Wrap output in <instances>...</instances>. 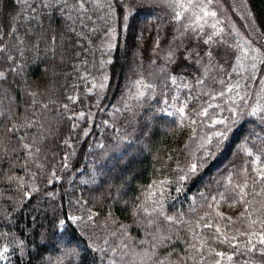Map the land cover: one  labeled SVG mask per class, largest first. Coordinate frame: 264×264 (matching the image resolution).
<instances>
[{
    "label": "trees",
    "instance_id": "trees-1",
    "mask_svg": "<svg viewBox=\"0 0 264 264\" xmlns=\"http://www.w3.org/2000/svg\"><path fill=\"white\" fill-rule=\"evenodd\" d=\"M123 1L99 0L102 5L99 8H93L89 3L88 12H72L74 20H65L57 13L49 17L48 10L25 11L26 5L18 0H0V32H8L12 27L18 29L13 36L4 37L14 63L0 60V71L7 77L0 81V112L4 113L0 115V234H9L7 237L0 235V245H9L7 259L0 260V264H140L142 251L152 238L146 233V221L143 213L137 211V205L151 209L152 200L161 201L167 215L188 221V224L168 225L161 220L165 234L173 237L166 249H158L161 259L166 251H173V260L185 257L186 264H194L187 256H195L198 260L196 249L204 241L205 264H211L214 259H220L221 264H264V256L259 252L261 246L247 252L249 237L239 235L240 231L261 229L259 224L248 228L250 218H264V193L255 195L260 192V186H256L254 192L249 179L246 199L252 201L248 206L251 217L245 212V205L232 206L231 199L221 200L218 195L220 192L227 194L231 187L229 175L233 176V183L242 180L238 175L242 168L248 169L250 177L255 175L251 171V160L244 155L243 149L246 139L249 146L259 144L254 136H249V132L260 131L259 117L249 116L247 112L257 101L255 93L261 87L259 80L264 79V71L257 73L255 81L247 79L249 73L239 66L231 77L224 76L228 83L239 82L240 94L248 93L245 97L248 105L235 91L215 101L201 97L190 105L187 114L191 119H197L195 112L208 102L219 104L225 109L222 116H229L227 108L234 106L230 96L244 113L215 157L210 158L200 172L180 181L179 177L184 174L181 169L186 172L193 154L200 156L202 153L196 151L197 141L190 139L193 126H189V121L178 127V113L170 117L166 112L157 111L163 107L164 99L171 104L173 96H179L183 102L189 95L188 89L173 85L170 80L165 86L159 78L160 66L164 64L161 57L166 55L175 34L172 28L158 25L154 30L162 36L153 38L150 27L153 23H141L143 17L139 14L124 24ZM28 3L39 4V0H28ZM248 6L259 17L261 23L258 26L264 29V0H248ZM68 14L66 11L64 15ZM142 14L157 15L156 10L151 9L142 10ZM32 15L38 18L33 20ZM28 28L33 29L30 37L26 36ZM110 29L115 31L109 34ZM166 33L171 34L170 37L164 36ZM53 34L56 37L54 45L51 42ZM141 34L142 41L139 40ZM35 44L39 48L34 47ZM20 49L24 50L23 55ZM181 50L177 52V64L185 71L180 73L177 65H169V68L174 70L173 75L182 74L191 83L198 73L193 71L194 64L183 60ZM153 60L155 65L151 63ZM234 62V58L229 60L228 57L220 60L228 72ZM13 67L16 72L10 71ZM141 74L146 82L156 85V94L152 99H145L142 106L129 101L132 107L126 110L122 98H127L131 81L139 79ZM105 75L107 80H104ZM101 83L106 85L103 89L99 87ZM215 90L219 91L220 86L217 85ZM32 92L36 95H29ZM117 108L120 111H116ZM166 111L175 112V109ZM218 113L219 108L209 109V117L198 120L194 127L201 134L210 131L207 124ZM27 120L35 121L36 126L30 129L18 126L14 132L7 131L13 124ZM41 134L44 141L39 144L41 152L35 163L43 167L38 169L21 148L19 138L25 136L31 142ZM100 144L104 147H99ZM65 162L67 168H64ZM53 170L58 179L48 184L47 177ZM9 177L17 179L10 180ZM21 179L27 185L41 189L24 200L23 206L19 204L18 183ZM161 181L169 183L161 186ZM124 185L126 187L120 192ZM177 187L181 188L180 192L176 191ZM44 193L53 194L55 199ZM149 193L153 194L151 198ZM209 204H212L211 208ZM89 210L97 215L86 224L77 226L66 220L65 225L60 226L55 222V217L65 218L71 214L87 220ZM217 212L224 219H220ZM197 223H211L213 227L196 228ZM190 226L199 236L194 238ZM216 226L221 227L222 233L215 232ZM225 235L229 239L220 243ZM233 236L235 240L231 239ZM14 238L24 241L23 256L18 249L13 250ZM252 239L255 243V237ZM141 241L145 243L141 244ZM189 244L196 245V249ZM233 244L238 248H233ZM71 249L79 255H67ZM213 250L224 252L225 257L209 256ZM228 255L233 257L231 262L226 258Z\"/></svg>",
    "mask_w": 264,
    "mask_h": 264
},
{
    "label": "snow or ice",
    "instance_id": "snow-or-ice-1",
    "mask_svg": "<svg viewBox=\"0 0 264 264\" xmlns=\"http://www.w3.org/2000/svg\"><path fill=\"white\" fill-rule=\"evenodd\" d=\"M146 2H151L156 6L166 9V15L169 16L168 23L170 27L174 30L175 35L173 36V41L167 49L166 55L161 57L164 60V64L160 66L159 69V78H161L165 86H167L168 80L171 81L173 85L182 86L183 88L188 89L189 95L185 97L183 102H180L179 96H173L172 103L169 104L167 99L162 101L163 107L157 109L158 112L164 113L168 116H175L178 113L179 124L178 127L183 126L185 121H189V126L192 127V137L190 139H195L197 141V152H201L202 155L196 156L193 154L192 159L187 163V171L181 169L184 172L183 175L179 177L180 181H185L190 176L200 172L210 161V158H214L219 150L224 146L225 142L228 140L229 133L232 131L233 126L238 122L240 116L244 113V109L240 108L234 99L229 96L230 102L234 105L233 107H228L227 111L230 113L229 116H222L224 108L219 104H214L211 102L207 103V106L201 105L199 110L195 112L197 119H191L187 114V109L190 105L200 99L201 97H208L210 101L217 100L218 97L223 98L226 94H231L235 91L236 95L240 97V100L248 105V100L245 97L248 93H245L243 96L240 94V84L228 83L226 82L224 76L227 75L231 77L232 73L237 72V67L239 66L245 72L249 73L247 79L257 80V73L264 71V47L253 46L252 42L248 39H245L242 36H239V33L236 32L235 27L232 26V32L229 35L237 36L239 39L230 43L224 37V28L220 27L221 21L217 18L218 13L213 10V4L215 0H146ZM18 3H23L26 5L25 11H30L32 13L37 12L39 8L42 12L48 10L47 15L51 17L53 13L59 14L65 20H74L72 12H77L80 14L86 13L89 11L88 4L91 3L93 8H99L102 5L99 3V0H39V4L28 3V0H18ZM109 8V15H111V4L107 5ZM68 11V15L65 16V12ZM126 14L124 16L125 21L128 19V14L131 13V7L126 8ZM251 12L249 16L251 17ZM33 20H36L38 17L32 15L30 17ZM28 19V17H26ZM41 27H43L41 23ZM255 27V22L253 23ZM16 27H12L8 32H0V60H7L14 63L13 56L9 53L8 47L4 40L5 36H13L17 32ZM115 30L110 29L109 34L113 33ZM259 31V29H257ZM33 34V29L28 28L26 31V36H31ZM264 35V34H261ZM56 37L53 34L51 36V42L55 44ZM187 41V43H185ZM193 42H195L193 44ZM34 47L39 48L38 44H35ZM112 45L109 44V48ZM156 48H159V43L157 42ZM183 49L180 52V55L183 57L184 61H187L189 64H194V72L198 74L195 76L193 82L189 83L182 74L173 75L170 70L169 65H177V68L180 69V73L185 71L184 68H181L177 64V52ZM54 51V49H53ZM154 49V53H155ZM24 50L20 49V54L23 55ZM224 57H228L229 60L234 58V63L230 64L231 72H228L224 67L223 63H220V60ZM110 63L111 61H107ZM247 62V63H245ZM103 63V62H102ZM153 65L156 64V61L151 62ZM10 71L16 72V68H11ZM215 73V74H214ZM6 73L0 71V81L6 80ZM104 80H107V76H104ZM211 81V83H209ZM179 82V84H178ZM259 83L261 85L259 91L255 93L257 96V101L254 105H250L251 110L247 112V115L253 117H259L258 123L261 125L259 132H249V136H254L255 140L259 142L258 145L249 146L247 139L245 140L244 146V155L249 157L252 164L251 171L255 173L253 177L249 176L247 168H242L238 175L242 177V180H238L233 183V176L229 175L228 185L231 187L228 189L227 194L225 192L218 193L221 200L231 199L233 201L232 206L235 204L245 205V212H248V206L252 204V201L246 199L248 196L249 179H251V187L255 192L256 186H260V192H255V195L259 196L261 193H264V79H260ZM220 86V90L216 91V86ZM106 85L101 83L99 87L103 89ZM97 87L94 83L93 88ZM205 88H208V91H204ZM199 89V91H197ZM196 93L193 95V93ZM151 93L152 95H147ZM156 94V85L151 82H146L142 74L139 79L131 81V86L129 87L127 98H122L124 109L131 110L132 105L129 101H136L140 106L145 99H152ZM31 96H35L36 93H29ZM167 95V94H163ZM69 99L74 101V98L69 97ZM55 103V101H50ZM33 103H36L34 100ZM47 108V105H44ZM67 108V105H65ZM174 108L173 111H166L167 109ZM220 109V113L216 117L211 119V123L207 124V128L210 131L203 132L202 134L197 131V128L194 127L197 125L198 120L207 119L209 117V109ZM116 111H120L119 108ZM4 113L0 112V115ZM83 117V113L80 114ZM72 119V117H68ZM23 128H33L36 126L35 121L27 120L19 125L13 124L11 128H8V132H14L17 127ZM43 129V125H40ZM75 127V126H74ZM87 135V132L84 133ZM21 148L25 151L26 155L29 157V161L35 164V167L42 169L43 165L40 163H35V158H37L41 152V147L39 144H42L44 141V136L41 134L37 137H34L31 142H28L25 136L20 138ZM67 143V141H65ZM71 147V145H69ZM99 147L103 148L104 145L100 144ZM187 147V146H186ZM171 159V157H169ZM67 161V157H65ZM68 165L65 162L64 168H67ZM10 180L17 179L16 177H9ZM54 179H58L56 172L53 170L50 176L47 177V183L51 184ZM169 183L168 181H161L160 185ZM219 183V181L217 182ZM152 187V186H150ZM18 189L21 192V197L19 204L23 206V202L26 199H30L34 193H39L41 189L35 185H27L22 179L18 183ZM177 192L181 191L180 187L176 188ZM46 196H50L51 199H55V196L51 193H44ZM153 194L149 193V198ZM163 192H161V196ZM213 201H216V197H212ZM71 203V201H70ZM79 204V200L76 201ZM219 202L217 201V206ZM152 207L149 209L147 206L137 205V211L142 212L146 223L144 227L146 229H151L149 233L151 235V242L147 248H144L142 251L140 264H186L185 257H178L176 260L172 259L174 254L173 251H166L164 258H160L158 249L167 248L168 243L173 241V237L170 234H165L164 229L161 227V220L166 222L168 225L188 224V221L167 215L164 210V205L161 201L152 200ZM158 205V206H156ZM209 208L212 207V204L208 205ZM195 210V209H193ZM81 211H84L81 207ZM53 212L55 209L53 208ZM97 213H93L90 210L87 212V220L82 216L71 214L67 215L65 218L55 217V222L58 225H65L66 220L71 221L73 224H86L88 221H93ZM133 215H136V212H133ZM243 215V213L241 214ZM249 217H251V212H248ZM217 216L220 219L224 217L217 212ZM231 221V217L227 218ZM200 220H204V217H200ZM259 224L261 229L259 231H240L239 235L248 236L246 244V251L253 252L257 249V245H260L259 249L260 255L264 256V218L249 219L248 228L252 229L255 225ZM196 228H212L211 223H204L200 225L197 223ZM189 231L193 232L194 238L199 236V233H196L194 229L190 226ZM216 233H222V229L219 226L215 227ZM7 237L8 233L0 234ZM253 237H255V243H253ZM213 239H218V237H213ZM229 238L225 235L223 240H219L220 243H225ZM232 240H235L236 237H231ZM144 241H141V244H144ZM204 241L201 242V247L196 249V245L189 244V247L196 249V252L199 254V259L197 260L195 256H187V260H192L194 264H205V257L203 255V248L205 246ZM13 250L18 249L23 256L25 252V243L22 239L14 238L12 241ZM233 248H238L237 244L232 245ZM9 251V245L4 244L0 245V260H6V254ZM187 252V249H185ZM67 255L76 256L79 253L75 249L68 250ZM216 257H225V253L221 251H210L209 256ZM228 261H232L233 257L228 255ZM211 264H221L220 259H214ZM246 264H251V262H246Z\"/></svg>",
    "mask_w": 264,
    "mask_h": 264
},
{
    "label": "rangeland",
    "instance_id": "rangeland-1",
    "mask_svg": "<svg viewBox=\"0 0 264 264\" xmlns=\"http://www.w3.org/2000/svg\"><path fill=\"white\" fill-rule=\"evenodd\" d=\"M122 4L124 5L125 10L126 8L131 7V13L128 14V19L127 21H124V24L128 23L130 20L132 21L134 17H136V14H139L143 17L141 23H143V21H146L145 25H150L151 23H153L150 26L152 27V32L154 34L153 38L162 36L160 35V33L154 30L155 28H158V25H160L161 28L165 27L171 29L168 23L169 16L166 15V9H162L151 2H146V0H124ZM212 7L213 10L218 13L217 18L221 21L220 27H223L225 30L223 38L227 39L230 43L239 39V37L237 36L229 35V33L232 32V26H234L236 32L239 33V36H242L245 39L251 41L253 46L264 47V35H261L264 34V29L258 26V24L261 22H259V17L256 15L254 10L248 6V0H228V2L224 0H215ZM144 9L156 10L157 15L154 17H148L142 14V10ZM249 12H251L252 14L251 17L249 16ZM254 22L255 27H253ZM133 26L136 27V24H134ZM257 29H259V31H257ZM170 35L166 33L164 36L170 37ZM142 37V34L141 37L139 35V40L142 41ZM185 43H187V41H185ZM194 43L195 42H193V44ZM7 98H9V96H7ZM151 126L152 124H150L149 128H151ZM134 153L138 155L140 154L137 151H135ZM126 158L130 159L128 155L126 156ZM152 161H155V157L152 158ZM223 167L225 166L223 165L222 168ZM126 185L121 187L120 192L124 190ZM151 231V229H146V233L148 236Z\"/></svg>",
    "mask_w": 264,
    "mask_h": 264
}]
</instances>
